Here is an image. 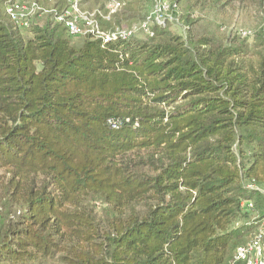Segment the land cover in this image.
I'll return each instance as SVG.
<instances>
[{"label": "trees", "instance_id": "16d2710c", "mask_svg": "<svg viewBox=\"0 0 264 264\" xmlns=\"http://www.w3.org/2000/svg\"><path fill=\"white\" fill-rule=\"evenodd\" d=\"M33 1L25 38L0 0V264H227L264 218V26L194 13L264 0H172L184 34L107 46ZM116 1L105 30L134 11Z\"/></svg>", "mask_w": 264, "mask_h": 264}, {"label": "built area", "instance_id": "2783aa9c", "mask_svg": "<svg viewBox=\"0 0 264 264\" xmlns=\"http://www.w3.org/2000/svg\"><path fill=\"white\" fill-rule=\"evenodd\" d=\"M153 8L141 24L132 25L128 28L116 27L113 29H103L100 27L99 18H109L115 14L119 8L116 0H111L106 6L108 14L102 16L98 10L85 11L80 6V0H64L62 10L55 12V20L65 28L68 36L71 37H90L107 46V43L125 41L134 37L137 33H145L152 37V27L163 26L171 21L173 6L169 2L153 0ZM7 16L19 29L24 36L30 35V27L36 17L46 13L33 0H8L5 7ZM184 29V27H183ZM243 37L250 36V33L242 31ZM250 207L251 204L243 202L241 208ZM260 231L252 236L243 245L236 248L235 254L227 264H264V218L260 223Z\"/></svg>", "mask_w": 264, "mask_h": 264}, {"label": "rangeland", "instance_id": "374dc122", "mask_svg": "<svg viewBox=\"0 0 264 264\" xmlns=\"http://www.w3.org/2000/svg\"><path fill=\"white\" fill-rule=\"evenodd\" d=\"M46 2L50 4L48 0H40V2ZM171 3L172 0H159ZM153 0H135L133 2V9L131 13H128L130 17L128 20L124 19L120 22L123 29L128 28L130 23H138L144 15H148L153 8ZM46 6V5H45ZM145 7V9H143ZM171 21H168V25L172 31L182 35L184 34L183 25L178 22L177 18L171 14ZM194 18L199 20L196 26V30L207 31L209 33L219 34H231L241 35L242 31L250 33V36L257 31V28L264 26V2L263 4H235L228 7L226 13L215 11H195ZM106 23V22H105ZM108 26V22L105 24ZM30 35L25 34L24 37L28 38ZM247 36V37H250ZM138 39H144L147 37L145 33H137L135 35Z\"/></svg>", "mask_w": 264, "mask_h": 264}]
</instances>
